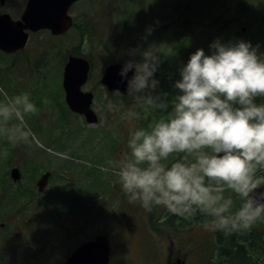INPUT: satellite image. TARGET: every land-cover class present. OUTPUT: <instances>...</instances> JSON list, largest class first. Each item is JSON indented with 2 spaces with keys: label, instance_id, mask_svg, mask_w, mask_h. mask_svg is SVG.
<instances>
[{
  "label": "rangeland",
  "instance_id": "rangeland-1",
  "mask_svg": "<svg viewBox=\"0 0 264 264\" xmlns=\"http://www.w3.org/2000/svg\"><path fill=\"white\" fill-rule=\"evenodd\" d=\"M27 1L0 3V14L18 20ZM70 15L74 26L68 33H35L27 55L0 51V86L9 94L30 92L37 105L28 117L35 133L31 145H12L0 136V149L6 152L0 156V264H63L78 246L105 234L114 264H147L155 246L164 250L158 264H165V241L155 240L158 236L175 239L173 251L187 253L188 264H242L233 238H247L241 244L248 250L249 239L262 240L264 220L250 230L225 234L204 228L201 215L183 219L156 207L150 219L152 211L129 203L111 170L100 168L122 152L133 123L130 109L142 113L136 123L144 126L161 114L140 100L109 92L101 78L109 64H123L132 50L136 59L146 49L160 51L156 76L163 90L179 79L190 53L200 47L207 52L216 38L250 40L264 51V0H82ZM147 27L153 31L145 38ZM72 53L92 62L85 88L96 95V124L69 112L64 102L62 74ZM14 167L21 180H13ZM47 171L52 175L41 193L37 181ZM158 223L169 228L160 234L153 228ZM256 261L263 264L264 255L258 259L255 253L244 264Z\"/></svg>",
  "mask_w": 264,
  "mask_h": 264
},
{
  "label": "clouds",
  "instance_id": "clouds-1",
  "mask_svg": "<svg viewBox=\"0 0 264 264\" xmlns=\"http://www.w3.org/2000/svg\"><path fill=\"white\" fill-rule=\"evenodd\" d=\"M152 31L147 27L145 38ZM136 54L132 50L118 69L125 92L115 91L161 114L144 126L136 123L142 113L130 109L133 123L122 152L100 168L111 170L127 201L146 211L159 207L183 219L202 215L204 228L225 234L250 230L264 220L260 44L216 38L207 52L197 48L180 66L174 94L161 89L156 76L160 51L146 49L140 59ZM36 111L30 92L9 94L0 86V136L10 144H32L28 117Z\"/></svg>",
  "mask_w": 264,
  "mask_h": 264
},
{
  "label": "water",
  "instance_id": "water-1",
  "mask_svg": "<svg viewBox=\"0 0 264 264\" xmlns=\"http://www.w3.org/2000/svg\"><path fill=\"white\" fill-rule=\"evenodd\" d=\"M4 1V0H2ZM79 0H28L25 11L19 20H13L5 13L0 15V50L14 53L24 49L30 32L48 29L55 36L65 34L73 25L69 15L70 7ZM122 64L108 66L102 77V84L110 91L120 89L125 92V81L118 75ZM90 61L84 57L70 56L64 70V88L66 101L74 111L86 116L89 123H96L98 118L91 110L93 94L82 91L90 72ZM131 75V71L129 72ZM51 173L44 174L38 182L42 192L48 184ZM15 181L21 178L19 169L12 170ZM110 241L107 236H98L95 240L80 245L64 264H108Z\"/></svg>",
  "mask_w": 264,
  "mask_h": 264
},
{
  "label": "flooded vegetation",
  "instance_id": "flooded-vegetation-1",
  "mask_svg": "<svg viewBox=\"0 0 264 264\" xmlns=\"http://www.w3.org/2000/svg\"><path fill=\"white\" fill-rule=\"evenodd\" d=\"M7 2V0H4V2L2 3V1L0 0V3L2 4V5H4L5 3ZM29 44L27 45V47H26V49L24 50V51H18V52H15L14 54H11V55H14L15 57H18L20 54H25V55H27V50H28V48H29ZM31 63H28V64H26V68H28V65H30ZM110 65V64H109ZM108 65V66H109ZM107 66V67H108ZM106 67V68H107ZM106 68H105V70H106ZM92 70H93V65H92V62H91V70H90V73H89V75H88V79H87V81H86V83L83 85V87H82V90L84 91V92H90V93H93L94 94V99H95V97H96V95H95V93H94V91L93 90H91V89H88V88H85L86 86H87V84H89L90 82H91V78H92ZM104 70V71H105ZM104 73V72H103ZM63 74H64V69H63ZM63 74H62V87H63ZM28 75H30L31 76V74H28ZM103 76V75H102ZM102 79V78H101ZM63 94H64V102L66 103V100H65V91H64V87H63ZM93 103H94V101H93ZM67 106V105H66ZM67 108H68V111L69 112H72L70 109H69V107L67 106ZM95 112H96V110H95ZM73 113V112H72ZM74 114H77V113H74ZM78 115H80V114H78ZM162 232H160V234H161ZM166 234H167V232H166ZM159 235V234H158ZM169 239L168 240H166V239H164V237H161V236H159L158 237V239H159V242H161V241H165V243L163 244V246H165V251H166V255H165V264H188V261H187V259L184 257H182V255H177L174 251H173V249H172V246H174V242H173V240H171L170 239V237H168ZM158 241V240H157ZM162 255H164V253H163V250H161V248L159 247V246H155L154 247V251L152 250L151 251V256H152V260H148V263L147 264H158V257H160V256H162ZM185 256H188V254L186 253L185 254ZM184 260H183V259ZM155 260L157 261V262H155Z\"/></svg>",
  "mask_w": 264,
  "mask_h": 264
},
{
  "label": "trees",
  "instance_id": "trees-1",
  "mask_svg": "<svg viewBox=\"0 0 264 264\" xmlns=\"http://www.w3.org/2000/svg\"><path fill=\"white\" fill-rule=\"evenodd\" d=\"M240 9L242 7H244V4L243 3H240ZM243 13V12H241ZM244 15V14H243ZM230 21V20H228ZM252 27V26H251ZM242 33V32H241ZM240 33V34H241ZM254 37H256V35H254ZM164 89V88H162ZM164 91H167L169 92L170 94H174L176 92V89L174 87H172L171 85L167 87L166 90ZM202 216V215H201ZM202 218H205L204 216H202ZM262 240L259 242H257L256 240L252 239L251 240L249 239L247 245H248V250L245 249V245L246 244H241L242 240H243V235L242 236H239L238 238L236 236H234L233 239H235L237 241L236 245H237V250L235 251L237 253V255L239 256V258L241 259V262L243 263L244 261L246 262V260L249 261V259L252 257L253 254L256 253L258 259H260V256L264 255V236L261 237ZM246 239H244L243 241H246ZM229 252V251H228ZM244 262V263H245ZM256 264H261L260 261H256Z\"/></svg>",
  "mask_w": 264,
  "mask_h": 264
}]
</instances>
